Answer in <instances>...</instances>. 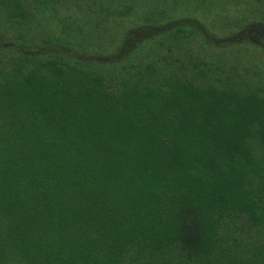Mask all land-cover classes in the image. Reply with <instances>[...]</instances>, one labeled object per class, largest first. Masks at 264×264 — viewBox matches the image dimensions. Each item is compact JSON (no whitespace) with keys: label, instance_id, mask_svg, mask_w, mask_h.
Returning <instances> with one entry per match:
<instances>
[{"label":"trees","instance_id":"obj_1","mask_svg":"<svg viewBox=\"0 0 264 264\" xmlns=\"http://www.w3.org/2000/svg\"><path fill=\"white\" fill-rule=\"evenodd\" d=\"M54 1L0 0V264H264V21Z\"/></svg>","mask_w":264,"mask_h":264},{"label":"rangeland","instance_id":"obj_2","mask_svg":"<svg viewBox=\"0 0 264 264\" xmlns=\"http://www.w3.org/2000/svg\"><path fill=\"white\" fill-rule=\"evenodd\" d=\"M156 0H150L151 4H149V0H55V6L58 8L56 12L59 14L60 18H63L64 21H70V25L79 36V38L86 37V28L83 24L84 16L82 18L80 15L86 13V9L88 12L94 13L97 9L102 8V5L109 2L110 5L119 8L124 4H130L131 12L130 15L140 16V15H150L153 17H158L162 12L166 9L168 11H176L175 8L171 7V3H179V0H161V5ZM170 3L167 7L163 5V3ZM202 3H204L202 1ZM214 8L210 11L208 10L205 16V24L208 27L215 28L216 31H221L222 29H218L217 26L220 25V22L223 19L219 16H216V13L227 14V18L229 22L233 17L240 18L245 17L246 20L255 19L258 21H264V0H211ZM171 7L173 9H168ZM201 11V10H200ZM263 15V18L260 16ZM131 16H127L126 18H131ZM216 16V17H215ZM129 21V20H128ZM127 20L121 21L117 20L112 25L117 27V23L119 26L128 23ZM233 22V19H232ZM227 29V28H226ZM226 29H223L226 31ZM228 30V29H227ZM97 32V31H96ZM98 33V32H97ZM102 34V30L99 31V35ZM111 45V44H110Z\"/></svg>","mask_w":264,"mask_h":264}]
</instances>
